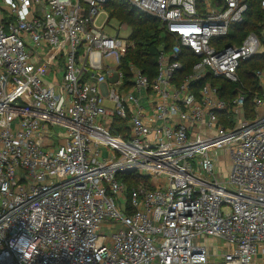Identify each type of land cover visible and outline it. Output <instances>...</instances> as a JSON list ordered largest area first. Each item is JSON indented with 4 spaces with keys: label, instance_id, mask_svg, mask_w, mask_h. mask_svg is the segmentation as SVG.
<instances>
[{
    "label": "built area",
    "instance_id": "obj_1",
    "mask_svg": "<svg viewBox=\"0 0 264 264\" xmlns=\"http://www.w3.org/2000/svg\"><path fill=\"white\" fill-rule=\"evenodd\" d=\"M124 1L171 38L153 80L126 83L109 0H0V264H255L264 23L239 45L247 0Z\"/></svg>",
    "mask_w": 264,
    "mask_h": 264
},
{
    "label": "trees",
    "instance_id": "obj_2",
    "mask_svg": "<svg viewBox=\"0 0 264 264\" xmlns=\"http://www.w3.org/2000/svg\"><path fill=\"white\" fill-rule=\"evenodd\" d=\"M247 1L249 11L243 24L232 30L233 42L239 45L248 34L255 33L260 35L263 31L264 10L261 7V0ZM106 9L110 14L111 20H116L120 25H126L131 29V35L128 39L130 46L121 63L126 83L130 82L129 64L136 65L153 80L156 76L159 50L161 48L169 50L172 46L171 38L164 32L158 21L140 14L128 4L119 3L117 0H109ZM254 70L264 71V54L243 63L239 69L242 81L253 89L256 88V82L252 76ZM221 85L228 88V90H221V97L223 99L231 100L238 96L237 90H234V86L225 83ZM245 110L248 112V117H253L251 112V97H247L246 99ZM116 121L118 122L119 120ZM131 183L132 181L129 182V184Z\"/></svg>",
    "mask_w": 264,
    "mask_h": 264
},
{
    "label": "rangeland",
    "instance_id": "obj_3",
    "mask_svg": "<svg viewBox=\"0 0 264 264\" xmlns=\"http://www.w3.org/2000/svg\"><path fill=\"white\" fill-rule=\"evenodd\" d=\"M117 1L119 3H122V4H127L124 0H117ZM100 22H102V20ZM106 32L110 33L113 36L118 34L121 39H125V40L129 39V37L131 35V29L130 28L122 29V27L120 26V23L116 20H111L109 22ZM112 87H114V86L112 85ZM229 118L234 119L235 116H231ZM218 166H219L220 173L223 176H225L226 170H229V168H230V165L228 164L227 155L225 153L220 154L219 160H218ZM124 198L127 200L126 194L124 195ZM208 244L210 246H213L214 255H219L222 252V246L217 241L209 240ZM215 262H216V264L221 263V261L219 259H216Z\"/></svg>",
    "mask_w": 264,
    "mask_h": 264
},
{
    "label": "crops",
    "instance_id": "obj_4",
    "mask_svg": "<svg viewBox=\"0 0 264 264\" xmlns=\"http://www.w3.org/2000/svg\"><path fill=\"white\" fill-rule=\"evenodd\" d=\"M255 264H264V253L258 255Z\"/></svg>",
    "mask_w": 264,
    "mask_h": 264
}]
</instances>
